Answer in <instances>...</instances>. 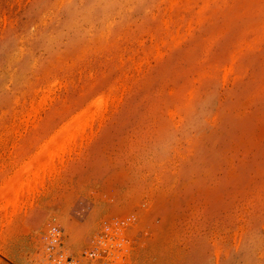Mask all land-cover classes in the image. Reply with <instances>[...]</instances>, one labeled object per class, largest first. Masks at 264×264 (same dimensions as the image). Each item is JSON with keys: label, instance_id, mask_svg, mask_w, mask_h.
Instances as JSON below:
<instances>
[{"label": "rangeland", "instance_id": "374dc122", "mask_svg": "<svg viewBox=\"0 0 264 264\" xmlns=\"http://www.w3.org/2000/svg\"><path fill=\"white\" fill-rule=\"evenodd\" d=\"M0 264H264V0H0Z\"/></svg>", "mask_w": 264, "mask_h": 264}, {"label": "bare ground", "instance_id": "6f19581e", "mask_svg": "<svg viewBox=\"0 0 264 264\" xmlns=\"http://www.w3.org/2000/svg\"><path fill=\"white\" fill-rule=\"evenodd\" d=\"M51 83H52L51 81H50V83H48L49 86L52 85ZM54 83H55V81H54ZM121 84H122V83H120L119 86H120ZM46 85H47V84H46ZM125 86H126V85H125ZM42 87H43V86H42ZM42 87H41V88H42ZM47 88H48V87H47ZM47 88H46V87H45V88L43 87V90H40L39 92H42V91H43L44 93H46V92H45V89H46V90H48V91H47V93H48L49 90H50L51 88H50V89H49V88L47 89ZM120 88H121V86L119 87V90H120ZM117 89H118V88H117ZM124 89H125V87H124ZM119 90H117V91L119 92ZM121 90H122V89H121ZM121 90H120V91H121ZM52 91H53V90H52ZM52 91L49 92V93H52ZM39 92H37V93H39ZM43 92H42V93H43ZM42 93H40V94L42 95L41 97L43 98V94H42ZM119 94H120V93H119ZM121 94H122V91H121ZM49 95H50V94H49ZM49 95H48V96H49ZM103 96H104V95H103ZM38 97H39V96H38ZM46 97H47V95L45 94L43 100H44ZM39 98H40V97H39ZM47 98H48V97H47ZM99 98H100V97H99ZM103 98H104V97H101V99H103ZM105 98H106V97H105ZM106 99H107V98H106ZM40 100H42V99H40ZM43 100H42V102H43ZM46 100H47V99H46ZM107 100H108V99H107ZM110 100H111V99H110ZM94 101H95V100H94ZM111 101H112V100H111ZM111 101H110V102H111ZM108 103H109V102H108ZM103 104H104V106H105V104H106L104 100H99V101L96 100V101H95V110H94L92 113L89 112V114H87V116L84 117V118H86V119H82V120L79 119V120H78V119L76 118L74 121L71 120V121H73V123H72V125L70 124V127H68V129L66 130V133H65V134H66V136H65L66 138H65V140H64V141H61L60 143H58V141L56 140L57 143H58V145H57V143L55 142V144H56V146H57L56 149L53 150V148L55 147L54 144H52V145H54V147H53V146H51V143H50V144L47 143V144H49L48 147H51L52 150H53V151H49V152L51 153V155H50V158H51V159H50V160H52V159H54V158H56V160L59 159V156H54L55 153H59V152L63 151V149L68 148L67 146H69V149H70V150H71V147L73 148V146H76V145H73V144H74V142L76 141L75 138H77V136L80 134V132H82V134H83V133L85 132V130H88V127H90V126H91L90 128L93 129L92 125H89L90 123H92L91 120H93V119L95 120V117H96V120H95V121H98V120H97V117L101 115V110H102V109L104 110V108L107 110V108H108V106H107V108L104 107ZM107 105H109V104H107ZM106 110H104V111H105V114H106ZM87 112H88V111H87ZM81 114H84V113H81ZM74 116H75V115H74ZM78 116H79V115H78ZM102 117H103V116H102ZM102 117H101V118H102ZM71 118H74V117L72 116ZM99 118H100V117H99ZM68 120H70V118H69ZM89 121H90V122H89ZM99 121H100V120H99ZM94 124H95V122L93 123V126H94ZM89 130H90V129H89ZM54 131H55V130H54ZM90 131L93 132V130H90ZM62 132H63V129H62ZM64 132H65V131H64ZM85 133H86V132H85ZM87 133H88V132H87ZM87 133H86L85 135L88 136ZM53 134H54V136H55V133H53ZM89 134H91V132H90ZM51 136H52V135H51ZM90 136H91V135H90ZM52 137H53V136H52ZM82 137H83V135H82ZM85 137H86V136H85ZM83 138H84V137H83ZM87 138H88V137H87ZM87 138H86V139H87ZM51 139H52V138H51ZM63 139H64V137H62V140H63ZM74 140H75V141H74ZM48 142H49V141H48ZM52 142L54 143V141H52ZM44 145H45V144H44ZM70 146H71V147H70ZM75 149H76V148H75ZM66 150H67V149H66ZM74 151H75V150H74ZM56 160H52V161H48V162H47V161H46V162H39V164H40V167H43L42 169H43L44 171H46V170H48V168L50 169L49 165H50L51 163H53V161H56ZM58 161H59V160H58ZM22 163L25 164V162H22ZM20 164H21V163H20ZM60 164H61V163H60ZM21 165H23V164H21ZM21 165H20V166H21ZM54 165H56V167H55ZM50 166H52L50 172L52 171V168H53V171H54V172L52 171V173H55V172L57 171V170H56V168H57V163H56V164H53V165L51 164ZM53 166H54L55 168H54ZM59 167H60V165H59ZM15 169H16V168H15ZM18 169H20V168H18ZM57 169H59V168H57ZM55 170H56V171H55ZM13 171H14V170H13ZM15 171H16V170H15ZM18 172H19V171H18ZM33 172H34V171H33ZM13 173L15 174V172H13ZM16 173H17V172H16ZM48 173H49V172H48ZM52 173H51V174H52ZM43 174H44V173H43ZM37 175H38V174H37ZM44 175H45V178H48L47 175H46V173H45ZM49 175H50V174H49ZM13 177H14V176H13ZM13 177H12V178H13ZM16 177H17V176H16ZM38 177H39V176H38ZM12 178H11V180H12ZM51 178H52V176H51ZM16 179H17V178H16ZM16 179H15V180H16ZM24 180H25V179H24ZM24 180L21 181V179L19 178V181L22 182V183L24 182ZM26 180L28 181V182H27V185L29 184V187H27V185L25 186V191L27 192V195H28V193L30 192V190L27 191L26 189H29V188H31L32 190H37V189H36L35 187H33L35 183H34V184H31L33 181L30 180V182H31V183H30L29 180L27 179V177H26ZM17 181H18V180H17ZM42 181H45V180H42ZM52 181H54V179H53ZM35 182H36V181H35ZM38 182H40V184H41V178L38 179ZM49 182H50V180H49ZM49 182L47 183V180H46L45 183L42 182L43 187L46 188L45 185H47V187H48V185H50V183H51V182H50V183H49ZM54 182H55V181H54ZM12 183H14V181H13V182L11 181V185H12ZM25 183H26V182H24V184H25ZM46 183H47V184H46ZM20 184H21V183H20ZM30 184H31V186H30ZM36 184L38 185L39 183L36 182ZM44 184H45V185H44ZM53 184H54V183H53ZM21 185H23V184H21ZM32 185H33V186H32ZM42 185H38V186H39L40 188H42ZM38 186H37V187H38ZM52 186H53V185H52ZM23 187H24V186H20V188H22V191H21V189L19 188V189H20V192H23V191H24V190H23ZM26 187H27V188H26ZM32 187H33L34 189H33ZM39 187H38V191H39ZM44 188H43V189H44ZM47 189H48V188H47ZM41 190H42V189H40V191H41ZM14 191L17 192L15 189H14ZM38 191H36V195H37ZM40 191H39V193H40ZM31 192H33V191H31ZM33 193H35V191H34ZM39 193H38V194H39ZM19 194H20V193H19ZM19 194H17V196H16L15 193H14L15 196H14V195H13V196H14V198L16 197V200L13 199V198H10V199H11V200H10L11 202H13V201L15 202V203L13 202V203H11V204H13V205L16 204V205H17V203L20 202V200H22V198L18 199V198L20 197ZM22 194H23V193H22ZM24 194H25V192H24ZM31 194H32V193H31ZM29 195H30V194H29ZM18 196H19V197H18ZM41 196H44V194H42ZM17 197H18V198H17ZM29 197H30V196H29ZM37 197H40V194H39V196L37 195ZM12 200H13V201H12ZM7 201H8V200H7ZM23 202H24V199H23ZM23 202H20V203L23 204ZM18 204H19V203H18ZM16 205H15V206H16ZM11 206H12V205H11ZM2 207H3V206H2ZM9 207H10V206H8V208H9ZM11 208H12V207H11ZM2 249H3V248H2ZM4 252H5V251H4Z\"/></svg>", "mask_w": 264, "mask_h": 264}, {"label": "built area", "instance_id": "2783aa9c", "mask_svg": "<svg viewBox=\"0 0 264 264\" xmlns=\"http://www.w3.org/2000/svg\"><path fill=\"white\" fill-rule=\"evenodd\" d=\"M52 236L55 237V239L53 241L56 242V240H57L56 239L57 238V231H55L54 228L52 229ZM59 257H61V255H59ZM58 262H60V261H58Z\"/></svg>", "mask_w": 264, "mask_h": 264}]
</instances>
